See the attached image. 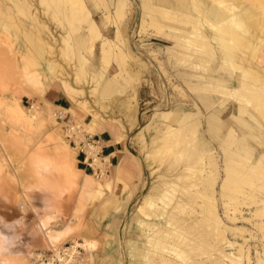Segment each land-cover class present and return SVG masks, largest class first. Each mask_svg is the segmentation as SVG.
I'll use <instances>...</instances> for the list:
<instances>
[{"label": "rangeland", "instance_id": "rangeland-1", "mask_svg": "<svg viewBox=\"0 0 264 264\" xmlns=\"http://www.w3.org/2000/svg\"><path fill=\"white\" fill-rule=\"evenodd\" d=\"M130 1L132 2V11L130 10L127 13L124 23V31L127 28L124 36L126 42H128L126 45L130 49V55L124 57L125 64L124 62L123 64L125 66L121 63L126 72H122L119 76L112 78L113 75L119 73V68L112 60H110V65L106 70L102 67L99 43L97 42L94 54L91 55L83 50L80 51L87 59V72L90 75H97L98 82L96 89L94 92L92 91L94 89L93 84H74L78 89L83 90V95L77 96L75 99L82 102L84 98L83 102L86 101L88 106L92 107L94 113L98 114V121H110L121 127L123 133L122 141L125 143L127 152L134 156V160L139 167L138 177L135 179L132 187H128L123 182H117V187H114L111 192H104L100 197L96 198L93 195L81 194L80 191L76 190L69 182L67 175L57 168L58 162L56 163V160L61 158V154L68 153L66 150L57 152V149L62 143L64 147L68 148L67 150L75 155L76 150L72 149L71 141L74 140L76 146H78L79 138L82 139L83 136L93 134L79 120L74 118L64 119L63 116L66 114L63 113L59 116L58 110L53 107H47L41 100L38 85L31 80H23V72H21L24 67H28L29 72L38 75L42 83L46 85L49 82H58L61 84L59 71L62 70L66 75L69 74L68 77L70 78L68 80L73 84L74 82L71 77L74 65L76 64V58L74 55H71L68 47H72L74 49L73 51L77 54V45L78 43L81 44V37L85 35V32L83 29L78 28L77 23L72 19L73 17L70 15L72 14L71 5L69 4L67 6L65 4V7H63V3L59 4L58 2H54L56 5L53 9L54 4H51V2L53 3L51 0H27L31 5L30 8H27L25 4L19 3L18 0H0V231L6 233L5 238H11L13 245L12 251L0 255L1 257L17 259L15 257L16 255H24L26 256L24 261L28 264L32 262V256H28L29 258H27L29 252H49L46 249L42 250L41 242H39V238L42 236L40 222L45 220V218H50V222L53 223L51 224L54 228L62 227L64 222L69 219L71 226L76 227V225L80 224L79 231L82 232L90 222L94 213L101 211L102 213L107 212L110 214L111 218L107 225V230L102 229L101 236L96 237L99 241L98 249L89 262L87 260V263L93 264L94 260V264H153L152 261H149L145 252L147 250L146 248H148L147 240L149 239L146 240V237L152 235V231L148 226L140 225L134 220L136 208L140 205L143 196L150 194L163 196L165 193H168L167 198L165 197L166 199H161L160 197L158 199L159 202L157 200L159 206L155 216L148 218L142 215L140 216L148 222L158 223L167 228L170 225L166 222L165 211H172L171 209L176 206L177 209L175 211H177L173 214L174 218L176 217L178 219L181 217L180 219L187 220L190 223L191 221L188 219L193 218L194 215L189 214L190 209L188 208L190 206L196 208L197 203L201 202L199 196L196 198L189 196V192L195 193L200 188L197 187L199 186V182L195 175L189 181L178 182L179 184L175 188H172L171 185H165V182L159 179L160 176L165 175L167 180H171V175L181 172L187 176L192 175V172L188 174L182 170L185 168L183 160L186 157L184 154L187 153L188 148L186 152L182 151L185 150L183 147L182 150L180 148L181 153H178L183 156L176 153V155L181 156H179L180 158L175 155L160 162L158 158L154 159V157H151L147 162L145 160V153L141 152L138 146L139 136H135V134L139 130L143 129L139 135L142 134L147 142H150L158 134L157 126L162 121L152 118L155 111H157L156 109L170 110L176 113L177 116H182L185 112L191 111L196 114L201 113V125L199 126L198 133L195 135V140L199 143L196 142V148L198 146L200 148L201 145L204 144L205 146L206 144L209 149H212L217 156L220 171H222L224 156L228 153H234L235 146L220 144L218 140L219 136L216 133L207 131L205 118L215 114L220 109L218 110L220 112L217 114L220 118H224V126H232L238 132H241L242 130H240V127L237 126L231 116V114L234 116L235 114L237 115V102L230 98L229 93L226 95L224 93L219 94V90L214 89L211 93H207L210 103L203 105L199 94L191 93L188 90L186 79L188 76H194L191 77L193 82L200 81L205 83L210 77L232 81V77H234L237 70L221 64V53L218 49H215L213 53L215 61L208 60L207 55H201L199 60L201 62L199 63L200 66L197 65L193 68L185 66V59H176L164 54L156 56L157 61L148 54L149 51L170 45V43L162 38L153 36V29L148 26L143 29L145 32L142 31V34L134 38L135 32L138 30L140 0ZM250 1L253 4L256 0H232V3L235 4V10H238L250 4ZM13 3H17L18 6H15ZM61 4L62 7H60ZM68 6L70 9H67ZM87 6L91 10L94 19L99 21L102 14L95 11L90 2ZM251 7L253 13L264 17V5L256 4ZM68 11H70V14ZM176 11L178 13L176 15L178 16L180 11L178 9ZM55 12H59V14L56 15ZM6 15L12 18L10 21L13 26L9 21L7 22L8 17ZM51 18L53 21H51ZM43 23L50 30L48 34L51 33L52 38L49 39L48 36L50 35L47 34L46 30H43ZM161 23L164 25L169 24L173 27H181L179 23L176 24L173 21H162ZM113 31L109 28L107 37L113 38ZM101 32L104 33V30H101ZM62 36L66 39L64 43L62 42ZM79 36L80 40L78 39ZM133 39H135L134 42L132 41ZM51 40L52 43L50 42ZM48 46L52 47L49 48ZM135 46L139 47L136 48ZM47 48L52 51L51 53L55 54L51 55ZM48 52L49 56L47 54ZM136 60L138 62H144V67H139ZM14 62L15 64H13ZM252 63H255V61L252 60ZM50 64L51 68L48 66ZM210 66L214 67L213 72L208 71ZM106 88V94L100 97L98 95L99 92ZM134 90L138 91L135 93ZM22 93L31 97L30 101L23 103L24 107L20 104ZM163 94H165L164 103L161 100ZM16 106L18 107L16 108ZM33 106L44 111L45 117L48 114L46 118L44 117L45 120L42 127H38L39 125L36 122L24 123L23 121L26 117L24 111ZM79 106L82 108L81 105ZM5 107V112L8 116L7 120L1 114V110ZM82 110L84 111L83 108ZM50 111L58 116V123L55 126H52L50 123ZM84 112L93 118L94 113ZM246 114L242 118L251 124V126L257 127L258 125L251 120L250 114L254 115L256 120L261 124L262 119L253 107H248ZM257 131L260 134L264 133L262 127ZM131 138L133 139L132 141ZM257 140L249 136L246 143L248 148H251L253 151L255 148L261 149ZM187 143L191 144V142ZM174 159L176 161L173 163L172 169L168 170L170 160L173 162ZM93 167L95 168V165ZM104 171L105 174H109L106 164L103 168V173ZM103 173L101 172V174ZM101 174L98 178L95 177L97 178L96 181L100 183L103 182L104 178ZM220 175H223V173L220 172ZM85 182L87 181L85 180ZM185 183H191L190 188L185 187ZM86 186H89V184L86 183ZM125 193H128L127 197H123ZM68 195H70L69 199L67 198ZM88 199H91V201ZM160 199L164 200L162 201L163 203H161ZM177 201L181 202V205L185 206L186 210L176 205ZM79 202L85 204L84 212L81 214L75 211L79 206ZM218 206L219 213L223 214L220 198L218 200ZM70 218L73 220H70ZM96 222H99L98 225L100 227L101 221ZM239 226L246 227V229L252 231L249 223H245L244 225L240 224ZM171 229L174 233L176 232V235H186V222L179 224L177 228L171 226ZM199 229L200 227L193 229V231L196 230L198 232ZM257 236H260L259 233ZM73 239L75 238L69 237L62 243V246H69L73 243ZM76 241L78 243L82 242L80 238H77ZM256 242H259L258 239ZM257 247L258 251L261 252V246L257 245ZM203 250L202 252L204 253L208 252L207 249ZM139 251L141 261L133 257ZM251 251L252 264H256L254 249ZM167 255L176 259H172V261L177 262L181 259L180 256L172 252H169Z\"/></svg>", "mask_w": 264, "mask_h": 264}, {"label": "bare ground", "instance_id": "bare-ground-1", "mask_svg": "<svg viewBox=\"0 0 264 264\" xmlns=\"http://www.w3.org/2000/svg\"><path fill=\"white\" fill-rule=\"evenodd\" d=\"M51 1H53V3L51 2L52 5L54 2H58L59 4L63 3V7H65V4L66 6L68 4L71 5L72 14L68 11L69 14L72 15V19L77 23V27L83 29L85 32V35L81 37V44L78 43L77 45V54L73 51L74 49L72 47H68L71 55H74L76 58V64L74 65L71 77L74 83L72 84L69 82V74L66 75L62 70L59 71L63 91L73 102H76L75 104L81 105L84 111L94 113L92 107L88 106L86 101L83 102L84 98L82 102L75 99L77 96L83 95V90L78 89L74 84H93L94 89H92V91L94 92L98 82L96 74L90 75L87 72V59L80 51L83 50L92 55L94 54L95 46L98 42L102 67L106 70L110 65V60H112L119 68V73L113 75L112 78L119 76L122 72H126L124 68V57L130 55V49L126 45L128 42H126L124 32L127 28L124 31V23L127 13L132 8V2L130 0ZM18 2L25 4L27 8L31 6L27 0H18ZM89 2L95 11L102 14L99 21L94 19L91 10L88 8L87 4ZM249 3L250 4L247 6L235 10V4L232 3V0H140L138 26L136 25L138 30L135 32L134 38L142 34V31L145 32L143 29L148 26L153 29V36L162 38L170 43V45L162 48L158 47L156 50L149 51L148 54L151 57L156 59V56L159 54H164L176 59H185V66L193 68L201 63L199 62L201 55H207L209 58L208 60L215 61L213 53L215 49H218L221 53V64L237 70L234 77H232V81L210 77L205 83L200 81L193 82L191 77L194 76H188L186 85L191 93L199 94L203 105L210 103L207 93H211L214 89L219 90V94L224 93L226 95L229 93L230 98L237 102V115L235 114L234 116L231 114L232 119L237 126L240 127V130H242L238 132L232 126H224V118L221 117V120L217 114L220 112L218 111L220 109H216L217 111L215 114L205 118L207 131L216 133L219 136L218 140L220 144L235 146L234 153L224 154L222 171H220L217 156L212 149H209L206 144L205 146L204 144L201 145V147H204L202 149L201 147L199 148V146L196 148L198 142L195 140V135L198 133L199 126L201 125V113L196 114L191 111L185 112L182 116H177L176 113L170 110L165 111L156 109L157 111H155L152 118L162 121V123L157 126V136H154L150 142H147L142 134L139 135L142 133L143 129L135 134V136H139L138 146L141 152L145 153V160L147 162L151 157H154V159L158 158L161 162L168 157L175 156L176 153L180 152V148L182 150L183 147L185 150L182 151L185 152L188 148L187 153L184 154L186 157L183 160L185 168L182 170L183 172L186 171L188 174L192 172V175L187 176L181 172L171 175V180H167L165 175L160 176L159 179H162L165 185H171L172 188H175V186L179 184L178 182L189 181L191 177L195 175L199 182V186H197V184L196 186L198 188L200 187L195 193L189 192V196L194 198L199 196L201 198V202L197 203L196 208L191 206L188 208L190 209L189 214L194 215V217L192 216L193 218L188 219L191 221L190 223L187 220L180 219L181 217L178 219H176V217L174 218L173 214L177 211H175V209H177L176 206L171 209L172 211H165V219L168 225H170L169 228L158 223L148 222L146 219H139L140 225L148 226L152 231V235L146 237V240L149 238L147 240L148 248L144 251L149 261H152L153 264H252L251 250L253 249L256 255V264H264V148H262V146H264V133H257L260 127H262V131H264V124H262V122H264V76H262L264 75V17L257 13H253V10H251V6L256 4L264 5V0H256L253 4L251 1ZM48 4L50 5V3ZM14 5L18 6L17 3ZM55 5L56 4L53 5V9ZM60 7H62V4ZM58 9L60 10V8ZM67 9H70L69 6ZM177 9L180 11L178 16L176 15L178 14L176 13ZM57 14H59V12L56 13V15ZM7 17V22L9 21L13 26L10 21L12 18H10V16ZM51 21H53V19ZM162 21H173L176 22V24L179 23L181 27H173L169 24L164 25L161 23ZM109 28H111L112 31L114 30L113 38H109L106 35ZM43 30H46L47 34L50 31L44 23ZM101 30H104V33H102ZM206 33H208V35H206ZM48 35H50L48 36L49 39L53 37L51 33ZM80 36L78 38L79 40ZM65 40L66 39L62 36L63 43ZM134 40L135 39L132 41L134 42ZM50 42L52 43V40ZM48 47L50 48L52 46ZM49 52L51 53L52 51L49 49ZM49 52L47 53L48 56ZM52 54L55 53H51V55ZM252 60H254L255 63H252ZM136 63L141 68L145 65L144 62H138L137 60ZM13 64H15V62ZM48 66L51 68V64ZM212 66H210L208 71L213 72L214 67ZM29 71L28 67L22 69L23 80H31L37 84L38 90H40V96H42L46 85L42 83L38 75L32 74ZM106 90L107 88L102 89L98 95L100 97L104 96ZM137 91L138 90H134L135 93ZM162 98V103H164L165 94H163ZM47 107L52 106L47 105ZM248 107H253L258 116L262 119L260 124L255 116L250 114L251 120L258 125L257 127L251 126V124L242 118L243 115H247L246 109ZM24 113L26 115L25 119H23L24 123L36 122V124L39 125L38 127H42L45 120L44 111L33 106L24 111ZM63 113L66 114L68 112L59 108L58 115L61 116ZM93 115L94 120L90 124L84 125L91 134L94 133L95 122L99 120V118H97V113ZM47 116L48 114L46 117ZM49 116L51 125L55 126V124L58 123L57 114L51 112ZM249 136L258 139L257 142H259L261 149L255 148L253 151L251 148H248L246 143ZM87 137L93 136L86 135L83 136L82 139H78L85 144V147L88 146ZM132 140L131 138V141ZM187 142H191V144ZM67 149L68 148L64 147L63 143L59 146L57 152L66 150L68 153L61 154V158H57L59 160H56V163L58 162L57 168L67 175L71 185L75 187L76 190L80 191L81 194L93 195L96 198L100 197L104 192H110L111 187L109 181L105 171L103 173V168L105 164H108V159L107 157H101L100 154L99 156L97 155V153L100 152V147L93 148V146L89 145L85 150L88 156L93 159V166L95 165L93 176H85L82 172L75 169V155ZM148 149H150V151L147 152ZM180 155L176 156L179 157ZM176 159H174L173 162L170 160L167 168L168 170L172 169V165ZM127 168L128 166L125 164V161L121 160L118 171H123ZM101 172L103 174H101ZM220 172H222L223 175H220ZM100 174L104 177H102V183L96 181ZM85 180L87 182H85ZM86 183L89 184V186H86ZM190 184L185 183V187L190 188ZM245 186L248 188L246 189ZM167 194L168 193H165L163 196H159L158 194L143 196L140 205L136 208L137 214L147 218L155 216L159 206L157 200L160 197L161 199H166ZM93 196L92 198H94ZM218 197L221 199L222 215L218 210ZM67 198L69 199L70 195H68ZM89 201H91V199ZM162 201L164 200H161V203H163ZM176 205L186 210V207L181 205V202L177 201ZM84 207L85 204L79 202V206L75 211L81 214L84 212ZM70 220L73 219L70 218ZM184 222H186V235H176V232L174 233L172 231L171 226L177 228L179 224H183ZM51 223L49 217L40 222L42 236L39 238V242H41L42 250H48L49 253L58 258L59 261H62L66 259V255L68 257L77 255L79 253L78 249H80L79 264H89L87 260L89 262L93 257L99 244L95 239L89 236L86 227L80 232V224L76 225V227L71 226V221H69V219L65 221L60 228H54L52 226L53 223ZM245 223L251 225L252 231L246 229V227L239 226ZM199 227L200 229L198 232H196V230L193 231V229ZM258 233L260 236H257ZM69 237L75 238L73 239V243L69 246H62V243ZM77 238H80L82 242L78 243L76 241ZM257 239L259 241L258 243L256 242ZM256 244L261 246V252L258 251ZM144 246L146 247V245ZM203 249H207L208 252H202ZM169 252L180 256L181 259L177 262L172 261L173 257L167 255ZM38 253L29 252L27 254V258L32 256V262L28 264H34L37 260L36 257ZM2 257L0 256V264H26L24 261L26 256L24 255H16L15 257L17 259ZM149 261L147 260V262Z\"/></svg>", "mask_w": 264, "mask_h": 264}, {"label": "crops", "instance_id": "crops-1", "mask_svg": "<svg viewBox=\"0 0 264 264\" xmlns=\"http://www.w3.org/2000/svg\"><path fill=\"white\" fill-rule=\"evenodd\" d=\"M107 35V34H106ZM31 97L27 94H21L20 104L22 107L24 102L30 101ZM41 100L44 104L50 105L56 110L60 109L66 110L68 113L64 116L66 118H74L79 120L82 125H88L93 121V118L88 113H85L82 108L75 104L76 102L69 98L66 93L63 91L62 85L58 82H49L46 84L44 92L41 96ZM19 106V105H18ZM17 108V106H16ZM5 109L1 110V114L4 116V119H8L7 113ZM73 110V111H72ZM74 113V114H73ZM122 129L119 125L110 122V121H96L94 124V133L93 138L97 141L98 146L100 147V155L101 157H107L108 159V173H106L107 179L109 181L111 190L114 187H117V182H123L128 185V187H132L134 185L135 179L138 177V164L134 160V156L127 152V148L125 143L122 141ZM72 145V144H71ZM72 149L76 150L75 153V169L79 172H82L85 176H93L94 167L92 166L89 158L87 157L83 146L81 145L80 149L76 147V145H72ZM125 161V164L128 166L127 169L123 171H118V166L120 165V161ZM131 185V186H130ZM109 193V192H106ZM128 193H125L123 197H127ZM136 222L139 223V219H145L140 217L141 215L135 213ZM111 215L106 213H102L101 211H96L91 218L90 222L86 226L87 231L89 232V236L95 239L98 244L99 241L96 237L101 236V230H107V225L109 224V220ZM96 221L100 222V227ZM140 224V223H139ZM136 260L140 257L139 253L133 256ZM95 259V257H94ZM94 264V260H93Z\"/></svg>", "mask_w": 264, "mask_h": 264}, {"label": "built area", "instance_id": "built-area-1", "mask_svg": "<svg viewBox=\"0 0 264 264\" xmlns=\"http://www.w3.org/2000/svg\"><path fill=\"white\" fill-rule=\"evenodd\" d=\"M87 144L88 146H93V148L98 147L97 141L93 138V137H87ZM72 145H76V142L73 140L71 141ZM81 145L83 146L84 151L86 150V148H88V146L85 147V144L81 141H79L78 143V149H80ZM87 157L89 158L92 166H93V159L91 157L88 156L87 152L85 151ZM100 152L97 153V155L99 156ZM78 254L77 255H73L72 257H68L67 255L65 256L66 259H63L62 261H59L58 258L54 257L51 253L49 252H39L38 256L36 257V261L34 262V264H79L80 261V252L81 250L78 249Z\"/></svg>", "mask_w": 264, "mask_h": 264}, {"label": "clouds", "instance_id": "clouds-1", "mask_svg": "<svg viewBox=\"0 0 264 264\" xmlns=\"http://www.w3.org/2000/svg\"><path fill=\"white\" fill-rule=\"evenodd\" d=\"M6 237L4 231H0V255L10 253L12 251V242L10 237Z\"/></svg>", "mask_w": 264, "mask_h": 264}]
</instances>
